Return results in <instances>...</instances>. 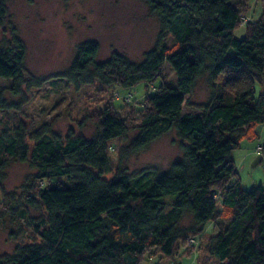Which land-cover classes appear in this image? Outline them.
Here are the masks:
<instances>
[{
    "label": "trees",
    "instance_id": "1",
    "mask_svg": "<svg viewBox=\"0 0 264 264\" xmlns=\"http://www.w3.org/2000/svg\"><path fill=\"white\" fill-rule=\"evenodd\" d=\"M145 2L160 32L141 61L118 52L97 61L99 44L87 40L61 74L76 90L96 83L99 92L153 86L142 108L131 101L116 107L98 96L95 101L105 104L92 138L72 127L57 132L52 123L29 130L21 120L0 137V212L12 209L1 182L9 159L36 169L26 201L42 211L36 219L26 209L12 213L14 222L26 219L32 230L22 229L28 240L0 255V264H143L148 253L179 264V250L192 252L208 223L218 231L199 246L197 264H264V187H243L232 155L244 140L259 139L257 127L264 126V90L256 96V85L264 83V10L246 20L251 0ZM7 17V0H0V26ZM240 25L242 37L234 34ZM166 32L175 36L171 46ZM25 59L26 45L12 28L0 42V79L11 80L0 87V110L17 111L26 101H7V88L22 95L46 81L27 75ZM166 62L175 85L155 83ZM203 76L212 88L209 98L198 112L185 111L186 97ZM172 129L182 156L164 170L129 172L125 160ZM256 152L264 159V144ZM185 213L193 223L179 228Z\"/></svg>",
    "mask_w": 264,
    "mask_h": 264
},
{
    "label": "rangeland",
    "instance_id": "2",
    "mask_svg": "<svg viewBox=\"0 0 264 264\" xmlns=\"http://www.w3.org/2000/svg\"><path fill=\"white\" fill-rule=\"evenodd\" d=\"M8 17L0 26V42L10 37L14 28L26 45L27 75L45 78V83L38 88L25 90L22 95H14L7 88L4 96L9 102L21 104L17 111L0 110V137L13 133L18 121H23L29 130H34L43 123H52L53 129L65 133L70 127L85 137L92 138L97 133L96 115L103 109L106 101H112L116 107L124 104L125 97L131 94V102L142 108L141 101L153 86L145 87L143 82L133 88H109L106 92L98 91V84L85 85L76 90L66 83L63 74L73 61L77 46L84 41H97L99 50L97 61L111 56L113 52L121 53L133 61H141L150 50L160 32V20L150 11L145 0H7ZM264 10V0H251V9L246 20H256ZM234 34L242 37L245 25H240ZM175 42L174 34L166 32L165 43L171 46ZM161 79L175 85L176 73L169 62L162 68ZM222 77L218 80L220 83ZM214 85L219 89V84ZM11 86L10 79H0V87ZM211 86L203 76L198 79L190 96L186 97L185 111L198 112V106L209 98ZM264 90V83L256 85V96ZM102 96L100 103L95 99ZM195 105V106H193ZM136 132L130 134L132 138ZM262 142V143H261ZM124 142L123 144H127ZM264 144V133L259 139L244 140L241 147L232 152L238 177L243 187L250 189L258 185L264 187L263 152L258 154L256 147ZM182 156L179 138L175 130H170L153 140L146 149L129 156L124 164L131 173L145 169L164 170L172 161ZM36 169L27 162L9 159L1 173L4 195L7 197L5 213L0 212V255L12 253L17 243H25L26 233L32 230L26 221L14 222L12 213L26 209L30 218H38L42 213L37 205H29L26 185L30 183ZM139 175H134V179ZM167 200L175 199V195L165 196ZM2 197L0 196V202ZM1 204V203H0ZM193 223L192 216L185 213L178 223L184 228ZM216 229L208 223L202 239L194 242L195 249L181 254L179 264H197L203 257L199 246L205 245L208 238L216 233ZM193 245L189 244L188 246ZM170 264L160 255L148 253L143 264Z\"/></svg>",
    "mask_w": 264,
    "mask_h": 264
},
{
    "label": "crops",
    "instance_id": "3",
    "mask_svg": "<svg viewBox=\"0 0 264 264\" xmlns=\"http://www.w3.org/2000/svg\"><path fill=\"white\" fill-rule=\"evenodd\" d=\"M257 131H258L259 135L261 136L264 133V126L263 125H259L257 127Z\"/></svg>",
    "mask_w": 264,
    "mask_h": 264
},
{
    "label": "built area",
    "instance_id": "4",
    "mask_svg": "<svg viewBox=\"0 0 264 264\" xmlns=\"http://www.w3.org/2000/svg\"><path fill=\"white\" fill-rule=\"evenodd\" d=\"M124 99H125V101H128V102H129V101L131 100V95L129 94V95H128L127 97H125ZM259 149H260V147L257 148V150H259ZM190 242L193 243V240L191 239Z\"/></svg>",
    "mask_w": 264,
    "mask_h": 264
}]
</instances>
